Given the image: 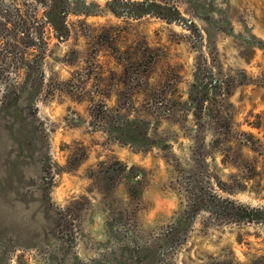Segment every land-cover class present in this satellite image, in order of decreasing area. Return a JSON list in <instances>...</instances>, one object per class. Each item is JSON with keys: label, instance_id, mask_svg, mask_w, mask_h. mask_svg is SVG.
<instances>
[{"label": "rangeland", "instance_id": "1", "mask_svg": "<svg viewBox=\"0 0 264 264\" xmlns=\"http://www.w3.org/2000/svg\"><path fill=\"white\" fill-rule=\"evenodd\" d=\"M225 200L264 209V0H0V264H264Z\"/></svg>", "mask_w": 264, "mask_h": 264}, {"label": "trees", "instance_id": "2", "mask_svg": "<svg viewBox=\"0 0 264 264\" xmlns=\"http://www.w3.org/2000/svg\"><path fill=\"white\" fill-rule=\"evenodd\" d=\"M145 6H152V3L150 2H146ZM176 12V14H179L177 12V10H174ZM152 13V12H150ZM149 14V13H148ZM180 16V15H178ZM181 18V16L179 17ZM169 21L170 20H174L172 17L167 18ZM59 39H62L59 37ZM118 138L120 140H129L130 143L132 144H136L135 141H133L131 134L129 135V137H127V139H125L124 133H122L121 135H117ZM221 204H226L231 206L235 218L238 221H246V222H264V209L263 208H256V207H250L248 205H244L241 203H236L234 201H229V200H225V201H221ZM214 211V210H213ZM181 221V219H179L177 221V223H179Z\"/></svg>", "mask_w": 264, "mask_h": 264}]
</instances>
